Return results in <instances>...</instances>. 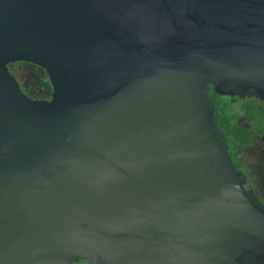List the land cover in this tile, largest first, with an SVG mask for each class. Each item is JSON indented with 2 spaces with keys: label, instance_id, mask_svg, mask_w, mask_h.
Listing matches in <instances>:
<instances>
[{
  "label": "water",
  "instance_id": "95a60500",
  "mask_svg": "<svg viewBox=\"0 0 264 264\" xmlns=\"http://www.w3.org/2000/svg\"><path fill=\"white\" fill-rule=\"evenodd\" d=\"M30 55L50 112L6 67ZM208 84L264 101V0H0V264H264Z\"/></svg>",
  "mask_w": 264,
  "mask_h": 264
},
{
  "label": "flooded vegetation",
  "instance_id": "af4514ba",
  "mask_svg": "<svg viewBox=\"0 0 264 264\" xmlns=\"http://www.w3.org/2000/svg\"><path fill=\"white\" fill-rule=\"evenodd\" d=\"M9 73L15 78L20 89V96L24 103L34 110L50 112L54 107H60L62 102L61 79L54 70L49 71L43 64L36 62L33 56L29 58H12L6 62ZM207 96L212 98L218 110V127L224 133L229 144V156L235 168L241 172L252 188L254 196L264 205V197L260 198L258 191L264 190V101L252 96L249 100H255L260 104L247 111L243 105L237 110L232 111L228 107L227 99L238 98L236 95L216 94L213 86H206ZM61 96V98H60ZM226 105L229 114H234L235 118L230 121L236 123L238 131L236 135L230 133L227 129V121H221V109ZM69 139V136L66 138ZM94 166L93 169H97ZM79 170L75 174V181H81L83 174L82 166L73 168L70 165L59 167L57 170L64 172L59 175L62 183L72 182L69 177L72 176V170ZM47 177L52 178L50 173ZM98 174H92L97 177ZM264 192V191H263ZM72 264H86L83 259H76Z\"/></svg>",
  "mask_w": 264,
  "mask_h": 264
},
{
  "label": "trees",
  "instance_id": "16d2710c",
  "mask_svg": "<svg viewBox=\"0 0 264 264\" xmlns=\"http://www.w3.org/2000/svg\"><path fill=\"white\" fill-rule=\"evenodd\" d=\"M255 100H247L246 102L243 103V107L244 109H246L247 111L251 110L252 108H255L257 106H260V104H256ZM235 116L234 114H229V109L226 105H223L222 109H221V121L225 119V122L227 123L226 127L227 129L230 130V133L233 134L234 136L236 135V131H238V126L236 125V123L231 122V119H234Z\"/></svg>",
  "mask_w": 264,
  "mask_h": 264
},
{
  "label": "rangeland",
  "instance_id": "374dc122",
  "mask_svg": "<svg viewBox=\"0 0 264 264\" xmlns=\"http://www.w3.org/2000/svg\"><path fill=\"white\" fill-rule=\"evenodd\" d=\"M250 98H252L251 96H244V97H238L232 100H228V102H230V104H228V107L231 108L232 111L237 110L240 105H243L244 102H246L247 100H249ZM264 191V190H263ZM261 190L258 191V194L260 196V198L264 197V192Z\"/></svg>",
  "mask_w": 264,
  "mask_h": 264
}]
</instances>
